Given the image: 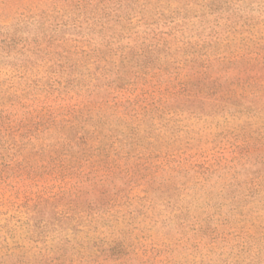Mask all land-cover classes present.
<instances>
[{"label": "rangeland", "instance_id": "obj_1", "mask_svg": "<svg viewBox=\"0 0 264 264\" xmlns=\"http://www.w3.org/2000/svg\"><path fill=\"white\" fill-rule=\"evenodd\" d=\"M0 264H264V0H0Z\"/></svg>", "mask_w": 264, "mask_h": 264}]
</instances>
